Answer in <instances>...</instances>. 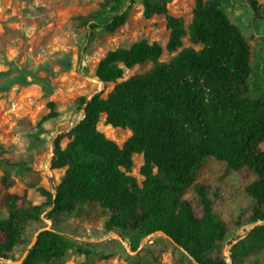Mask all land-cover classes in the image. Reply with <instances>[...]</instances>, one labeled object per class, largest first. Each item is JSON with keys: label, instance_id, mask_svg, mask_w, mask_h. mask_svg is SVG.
<instances>
[{"label": "trees", "instance_id": "16d2710c", "mask_svg": "<svg viewBox=\"0 0 264 264\" xmlns=\"http://www.w3.org/2000/svg\"><path fill=\"white\" fill-rule=\"evenodd\" d=\"M107 3L114 14L104 23L89 18L91 36L97 29L114 33L127 22L131 6L122 10L121 0ZM246 3L255 21L263 19L264 5ZM142 4L146 19L165 16L170 32L166 51L177 54L160 62L164 48L141 40L99 61L96 78L114 87L106 97L81 98L83 119L52 140L51 169L65 172L53 192L41 190L45 202L7 195L0 264L19 260L47 221L52 226L38 236L23 264H56L71 245L54 225L90 203L107 212L106 233L142 238L162 233L196 264H228L224 244L229 228L215 211L214 195L202 184L193 186L198 172L208 159L225 164L228 173L250 171L256 180L247 193L264 200V99L245 97L252 51L225 13L233 0H197L189 32L182 18L169 14L168 0ZM188 35L200 49L183 48ZM147 61L153 62L148 71L124 80L125 70ZM48 108L43 121L58 115L53 102ZM102 115L107 126L131 132L122 146L98 130ZM6 155L0 143V167L12 165ZM136 155L144 161L141 183L129 174ZM14 186L11 174L4 172L0 188ZM259 219L264 215L252 221ZM230 257L232 264H264V225L238 241Z\"/></svg>", "mask_w": 264, "mask_h": 264}, {"label": "rangeland", "instance_id": "374dc122", "mask_svg": "<svg viewBox=\"0 0 264 264\" xmlns=\"http://www.w3.org/2000/svg\"><path fill=\"white\" fill-rule=\"evenodd\" d=\"M258 1L264 5V0ZM196 2L168 0L169 14L182 18L188 32ZM128 6V19L121 28L114 33L97 29L91 36L89 18L104 23L114 14L107 0H0V143L12 164L0 167V178L9 172L15 181L10 190L0 188V220L7 217V195H26L32 204H43L41 190L53 192L64 176L65 170L51 169L52 140L83 119L81 98L106 97L113 89L114 84L93 81L99 61L109 51L147 40L164 48L160 62L177 54L166 51L170 32L164 15L146 19L142 0H121L122 10ZM225 13L252 51V75L245 97L264 99V17L255 21L246 0H233ZM187 47L201 48L190 42L189 35L183 40V48ZM152 66L147 61L125 70L124 80ZM49 102L55 104L58 115L43 121ZM97 128L119 146L131 136L128 130L107 126L104 115ZM66 144L64 141L63 147ZM260 149L264 151V143ZM143 162L142 155L134 156L132 174L140 183ZM255 180L250 171L228 173L225 164L208 159L193 184L217 194V199L212 197L215 211L230 232L224 244L228 264H232L231 248L254 227L264 225L260 223L264 219L252 221L256 215H264V200L247 193ZM190 193L191 189L187 195ZM106 218L107 212L97 203L61 217L54 228L71 248L56 264H196L162 233L144 238L106 233Z\"/></svg>", "mask_w": 264, "mask_h": 264}, {"label": "water", "instance_id": "95a60500", "mask_svg": "<svg viewBox=\"0 0 264 264\" xmlns=\"http://www.w3.org/2000/svg\"><path fill=\"white\" fill-rule=\"evenodd\" d=\"M93 81L96 82L97 84H100V83H101V81H100L98 78H95ZM88 100H89V99H88ZM260 223H264V221H263V222H260ZM50 226H51V224H50L49 226L45 227V228L40 229V230L37 232V234L35 235V237L33 238L32 242H31V244L29 245L28 249L25 251V253L23 254V256H22L19 260H17V261L8 260V261H4V263H5V264H23V262L25 261L26 257H27L28 254H29V251H30V250L34 247V245L36 244L37 239H38V236H39L42 232H44V231H46V230H49V229H50ZM0 260H2L1 257H0Z\"/></svg>", "mask_w": 264, "mask_h": 264}, {"label": "built area", "instance_id": "2783aa9c", "mask_svg": "<svg viewBox=\"0 0 264 264\" xmlns=\"http://www.w3.org/2000/svg\"><path fill=\"white\" fill-rule=\"evenodd\" d=\"M130 175H132V176H134V174H132V172L131 173H129ZM139 174H140V170H139ZM140 176H141V174H140ZM135 178H136V176H134ZM142 177V176H141ZM142 179H144L143 177H142ZM143 181V180H142ZM140 183V182H139Z\"/></svg>", "mask_w": 264, "mask_h": 264}, {"label": "crops", "instance_id": "0c3cea01", "mask_svg": "<svg viewBox=\"0 0 264 264\" xmlns=\"http://www.w3.org/2000/svg\"><path fill=\"white\" fill-rule=\"evenodd\" d=\"M143 157V156H142Z\"/></svg>", "mask_w": 264, "mask_h": 264}]
</instances>
